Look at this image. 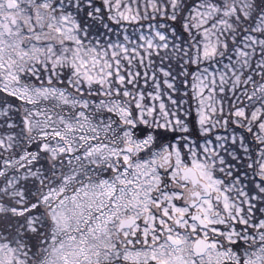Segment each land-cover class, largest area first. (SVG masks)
<instances>
[{
	"label": "snow or ice",
	"instance_id": "snow-or-ice-1",
	"mask_svg": "<svg viewBox=\"0 0 264 264\" xmlns=\"http://www.w3.org/2000/svg\"><path fill=\"white\" fill-rule=\"evenodd\" d=\"M0 264H264V0H0Z\"/></svg>",
	"mask_w": 264,
	"mask_h": 264
}]
</instances>
